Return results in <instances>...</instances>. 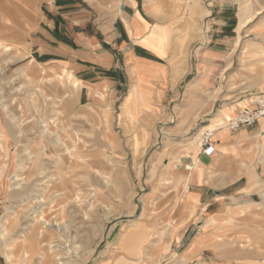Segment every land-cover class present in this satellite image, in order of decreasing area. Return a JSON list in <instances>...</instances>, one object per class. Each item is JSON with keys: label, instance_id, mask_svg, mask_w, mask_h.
Returning a JSON list of instances; mask_svg holds the SVG:
<instances>
[{"label": "rangeland", "instance_id": "rangeland-1", "mask_svg": "<svg viewBox=\"0 0 264 264\" xmlns=\"http://www.w3.org/2000/svg\"><path fill=\"white\" fill-rule=\"evenodd\" d=\"M40 1L0 0V43L9 47L0 50V223L10 220L7 237L22 239L30 226L24 204H38L49 190L46 206L54 204L44 212L59 224L65 264H264V138L259 124L246 133L226 128L264 96L259 20L214 43L208 72L197 48L186 51L182 73L170 67L166 94L153 97L121 53L117 67L95 69L99 79L68 67L69 55L55 56L72 44L71 33L59 16L54 30L46 22L52 15L40 21ZM218 122L213 152L202 155V136ZM19 262L0 238V264Z\"/></svg>", "mask_w": 264, "mask_h": 264}, {"label": "crops", "instance_id": "crops-1", "mask_svg": "<svg viewBox=\"0 0 264 264\" xmlns=\"http://www.w3.org/2000/svg\"><path fill=\"white\" fill-rule=\"evenodd\" d=\"M206 1L210 2L208 6L205 5ZM113 2H119L122 9H108ZM247 2L248 0H42L40 3H46V6L44 13L40 9L39 19L46 20L44 14L52 15L53 20L50 21L49 18L46 22L53 30L56 28L57 16L65 19L64 29L71 33L72 44L62 46V50L55 51L54 55H69L68 67H80L79 71L86 70L99 79L98 76L102 73L95 69L117 67V56L121 53V61L125 63L123 66L133 74L136 84L140 80L139 85L143 83V91L159 97L160 94H166L165 83L172 78L169 68L176 67L175 75L182 73L186 51L197 48L202 60L206 62L208 72L214 66L217 55L214 43H228V36L236 34L238 29L252 26L258 20L264 29V2L261 5L259 2ZM60 26L61 24L58 25L59 32ZM96 32L101 36V42L110 48H106L109 52L92 36ZM0 33L6 36V29ZM259 34L264 35V30L259 31ZM217 35L224 37L217 40ZM202 42L208 45L200 46ZM196 66L199 70L200 65ZM197 77L201 81L206 78L205 75ZM93 80L95 79H87L86 82ZM80 81L85 82L82 78ZM146 83L149 84V89ZM157 92L160 94H156ZM246 130L244 129L245 133Z\"/></svg>", "mask_w": 264, "mask_h": 264}, {"label": "bare ground", "instance_id": "bare-ground-1", "mask_svg": "<svg viewBox=\"0 0 264 264\" xmlns=\"http://www.w3.org/2000/svg\"><path fill=\"white\" fill-rule=\"evenodd\" d=\"M13 7H16V6L14 5ZM0 50L6 52V51H9V47L3 46L0 43ZM221 124L222 123L218 122V124H215L214 126H210L211 127L210 129L217 130L218 126L220 127ZM218 150L224 151L225 149L223 147H219ZM41 192L42 194L39 197L38 204L31 205L30 202L25 201L26 203L24 204V207H26L25 210L29 218L30 226L27 227L26 233L22 235L21 237L22 239H18V238L16 239L14 238L15 236L7 237L9 233V228H11L12 226V224L9 223L10 220L8 219L5 220L6 223L5 222L0 223V238L2 239V241H4L5 246L10 248V256H12L13 259L18 258V260H21L22 264H31L34 261L35 257L39 254V252L41 255V261L38 264H65L63 254H61L59 250V248H61L59 245L60 234H59L58 229L56 228V227H59V224H57V221L55 220V218L51 217L49 213H47L46 211L44 212L45 208L49 209L50 206L51 205L53 206L54 204L52 200L51 203L49 201L50 206L48 205L46 206V204H48L46 203V201L50 199V196L48 194L51 191L42 190Z\"/></svg>", "mask_w": 264, "mask_h": 264}, {"label": "built area", "instance_id": "built-area-1", "mask_svg": "<svg viewBox=\"0 0 264 264\" xmlns=\"http://www.w3.org/2000/svg\"><path fill=\"white\" fill-rule=\"evenodd\" d=\"M259 124V134L264 138V96H256L251 99L249 106L244 107L227 122L226 128L236 132L242 129H249ZM212 130H206L202 136L200 149L202 155H210L213 152Z\"/></svg>", "mask_w": 264, "mask_h": 264}]
</instances>
